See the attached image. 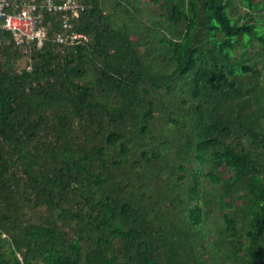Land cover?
Wrapping results in <instances>:
<instances>
[{
  "label": "trees",
  "instance_id": "16d2710c",
  "mask_svg": "<svg viewBox=\"0 0 264 264\" xmlns=\"http://www.w3.org/2000/svg\"><path fill=\"white\" fill-rule=\"evenodd\" d=\"M77 1L0 29V264H264V0Z\"/></svg>",
  "mask_w": 264,
  "mask_h": 264
},
{
  "label": "built area",
  "instance_id": "2783aa9c",
  "mask_svg": "<svg viewBox=\"0 0 264 264\" xmlns=\"http://www.w3.org/2000/svg\"><path fill=\"white\" fill-rule=\"evenodd\" d=\"M32 1L0 0V29L9 32L17 45L34 42L38 47L43 46L45 30L40 26V10L64 12L63 26L67 30L71 28L68 13L79 17L84 10L77 0H44L41 4ZM71 36L78 39V42L84 37L80 33H73ZM57 41L67 43L62 36Z\"/></svg>",
  "mask_w": 264,
  "mask_h": 264
},
{
  "label": "rangeland",
  "instance_id": "374dc122",
  "mask_svg": "<svg viewBox=\"0 0 264 264\" xmlns=\"http://www.w3.org/2000/svg\"><path fill=\"white\" fill-rule=\"evenodd\" d=\"M237 10L239 11V12H243V11H245L240 5H239V7L237 8ZM77 34V33H76ZM72 35V34H71ZM78 37H80V35H78ZM71 40V41H70ZM77 39H74L72 36L69 38V40H68V43H70L71 45H73L74 43H75V41H76ZM259 45V44H258ZM24 65V64H23Z\"/></svg>",
  "mask_w": 264,
  "mask_h": 264
}]
</instances>
